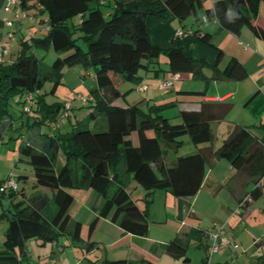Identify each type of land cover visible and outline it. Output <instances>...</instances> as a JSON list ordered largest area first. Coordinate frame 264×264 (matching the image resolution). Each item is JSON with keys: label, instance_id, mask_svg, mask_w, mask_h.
Masks as SVG:
<instances>
[{"label": "trees", "instance_id": "trees-1", "mask_svg": "<svg viewBox=\"0 0 264 264\" xmlns=\"http://www.w3.org/2000/svg\"><path fill=\"white\" fill-rule=\"evenodd\" d=\"M103 1L17 0L16 6L20 9L38 7L37 18L38 14L46 15L38 21L46 24L47 33L32 38V44L44 50L51 48L56 57L49 71L42 74L35 48L24 39L20 41L21 49L16 59L9 61L3 57L0 62V146L5 133L17 130L9 110L11 101L16 98L21 105L18 128L27 133L19 143V154L27 158L34 183L50 189L51 194L22 197L7 210L2 209L0 201V222H7L0 244V264H29L26 241L31 238L44 245L65 235L70 244L90 252L96 246L92 235L102 218H109L127 233L145 236L155 191H170L179 200L181 217V209L191 206L183 199L194 196L200 189L209 158L226 159L249 178L264 175L262 141L242 126L235 127L216 149H200L177 156L170 163L165 161L163 146L166 150H176L181 144L178 137L183 134H187L194 145L212 140L210 123L221 115L217 110L210 111L209 103H202L198 111H180L181 122L177 124L170 123L162 115L165 104H151L146 110L137 104L125 107L113 104L118 98L124 99L127 93L118 89V82L138 83L139 69L152 71L154 75L159 72L152 65L161 53L167 57L168 72L193 70L192 47L162 48L153 43L146 18L160 19L168 11L184 26L183 21L188 16L197 14L202 0H115L107 16L103 13ZM261 1L264 0H213L204 14L216 19L231 33L237 34L246 27L264 40V27L257 22ZM229 10L237 14L231 21L227 16ZM75 16L80 20L72 21ZM193 34L198 40L212 44L209 33L195 30ZM221 56L222 51H219L217 61ZM74 65L90 69L95 86L78 107L85 108L86 113L81 118L70 119V128L63 131L57 124L64 117V103H48L41 91L45 81H52L56 87L63 67ZM222 74L231 79H243L247 70L239 60L231 57ZM27 97L30 98L28 104ZM26 104L28 110L24 109ZM71 106L67 119L73 109ZM22 177L21 174L12 177L16 189L0 193L8 197L22 195L17 183ZM139 187L143 190L142 207L131 195ZM79 188H89L95 194L92 203L95 215L88 223L85 240L80 236L81 223L73 221L69 213L74 199L69 189ZM260 194L261 189L256 185L247 195L251 200ZM242 200L238 203V213L246 207L247 201ZM195 233L196 230L189 231L190 235ZM202 233L208 237L205 230ZM166 251L177 256L182 248L170 241ZM263 261L264 256L258 263ZM104 263L134 264L127 260H106ZM144 264L153 262L146 260Z\"/></svg>", "mask_w": 264, "mask_h": 264}, {"label": "crops", "instance_id": "crops-1", "mask_svg": "<svg viewBox=\"0 0 264 264\" xmlns=\"http://www.w3.org/2000/svg\"><path fill=\"white\" fill-rule=\"evenodd\" d=\"M114 1L112 0L111 3L108 0L103 1L104 6H109L108 13L111 11ZM212 2L213 0L208 4L202 3L197 14H192L193 18H190L191 15L186 18L189 27L181 26L168 11L160 19L152 16L146 18L147 31L153 43L162 48L176 45L192 47V56L195 59L193 70L174 74L165 70L162 74L158 72L154 75L153 73L154 79L151 80L148 75L142 76L138 73L141 78L137 85L141 83L146 86V90L143 91L146 95L143 97L144 103L142 102L140 105L129 103L130 93H126L124 99L118 98L113 104L121 107L137 104L143 110H146L151 104H165V107L174 106L180 112L182 110L198 111L202 103H209L211 104L208 107L211 109L210 111L217 110L221 118L211 121L212 140L198 144L196 151L218 148L237 126L246 127L253 137L261 140L264 150V40L256 37L248 28L243 27L237 34H234L222 28L214 18L206 17V20L203 21L204 10L210 7ZM4 4L5 0H0V7ZM18 8L16 6L15 11ZM37 8L35 9L37 10ZM13 17L15 18V14ZM75 17L76 21L80 20L79 16ZM4 18L9 20L8 17ZM2 21L3 19L0 20V29L4 25ZM257 22L264 27L262 2L259 5ZM177 29L183 31L182 36L174 35V31ZM195 30L209 33L212 44L198 40L197 35L193 34ZM219 51H222V56L217 61ZM231 57H235L246 68L247 76L243 79H231L222 74ZM4 59L8 60L6 54ZM83 74L93 79V85L90 88L92 89L95 86L93 72L89 69L85 70ZM163 76L173 78V86L166 90L165 93L168 94L160 95L157 83ZM82 105L72 103L73 109L69 111L70 118L67 119L69 124L70 119L81 118L86 113L85 108L78 109ZM57 127L60 128V123L57 124ZM62 130H66L65 126ZM19 161L29 164L27 158L20 154ZM172 161L170 160L168 163ZM256 185L261 189L259 197L247 201L246 207L233 216L232 212L237 209L239 201ZM73 190L71 192L74 199L69 213L73 221L81 223L80 236L85 240L87 236L84 239L82 232L95 215L92 207L95 194L93 191L88 192L87 188ZM133 193L136 195H132ZM131 195L137 205L142 207L143 190L137 188ZM218 195L223 197V201L216 203ZM263 196L264 175L249 178L240 170L232 167L226 159L209 158L205 165V175L200 189L194 196L183 199L194 209V213L185 219V224H181V217L178 213L179 200L168 190H157L153 194V200L149 206V226L145 236L127 233L109 218H102L92 235V240L96 243L92 251L85 252L78 245L70 244L69 239L65 236V238H58L57 241L51 242L50 247L45 248L42 253L39 252L34 264H105L106 260H127L134 264H144L146 260L152 261L153 264H186L189 258L184 255L189 246L199 248L204 241H207L205 254L208 251L209 237L205 238L202 233L207 229L204 224L206 217H209L211 221H220L221 224H225L224 230L227 226L231 228L232 234L228 229L225 233L223 230V235L229 242L221 254L230 251L232 253L231 249L237 248L239 245L234 235L237 228L233 230L231 227L233 220L237 221L236 225L240 223L241 226V221L247 223L252 216L256 218L257 210L264 211V204H257V200ZM191 229L196 230V233L190 235ZM170 241L182 248L177 256L166 251V245ZM259 242L260 240L256 241V243ZM201 260L203 261V259ZM30 261L31 259H29V263Z\"/></svg>", "mask_w": 264, "mask_h": 264}, {"label": "rangeland", "instance_id": "rangeland-1", "mask_svg": "<svg viewBox=\"0 0 264 264\" xmlns=\"http://www.w3.org/2000/svg\"><path fill=\"white\" fill-rule=\"evenodd\" d=\"M108 2L111 3L112 0H108ZM210 2L211 0L202 1L203 4H208ZM261 2L264 8V1ZM5 5L6 2L2 7H0V20L4 19V17H8L11 22L9 25L5 24L1 26L0 48L6 49V58L9 61L16 59L21 49L20 41L24 39L32 45L33 49L35 48V54L41 60L42 74L49 71V67L56 57V53L51 48L44 50L39 47H35L32 44V38L42 37L47 33L46 24L43 21H38L39 18L45 19L46 15L44 13L40 15L38 14L37 18L35 14L38 13V10H36L34 7L25 10L18 8L17 11H15V5H10V11H5ZM108 7V5L102 6L103 13L105 16L108 15ZM14 14L15 18L13 17ZM190 18H193L192 15L190 16ZM72 21L75 22L76 17L72 18ZM187 21L188 19H185L183 21V25L185 27H189ZM79 41L80 44L85 47L83 39H80ZM157 62L154 64V66L157 70H159L161 74L163 73V71L168 70L167 57L164 53L160 54ZM84 71L85 70L81 67V65H74L70 67L66 66L63 67V69L61 70V78L59 80V83H57L56 87H54V83L52 81H45L41 92L44 93L46 101L48 103L55 101L63 103H65L66 101H72L73 104H82V99H78L76 98V96L80 95L81 97H86V95L89 93V89L93 85V79L83 74ZM138 73L142 76L148 75V77L150 78L149 80L154 79L152 71H145L143 69H139ZM140 84L137 85V83L135 82L120 81L117 86L121 92L127 91V94L130 93L129 103H138L140 105L142 102L144 103L145 99L143 97L146 96L143 91L138 90ZM165 92L167 91H158L160 95L168 94ZM9 110L12 113L11 118H13L12 121L14 124V128L16 127L17 130L12 133H5L3 137V145L0 146V183H2L3 180L7 179L8 177H17L19 174H21L23 175V177L20 178L17 183L18 190H22L23 194H17L12 197H8L6 194L0 193L1 207L4 210H7L9 207H12V203H16L17 201L21 200L22 197L28 198L31 195L37 193L47 195L51 194L50 189L36 185L34 183L33 171L31 166L27 163L19 161L18 146L27 133L24 131V129L18 128L20 125L19 116L21 115V105L16 102V98L11 101ZM161 111L162 115L168 117L170 123L177 124L181 122L178 114L179 111L176 107H165ZM59 123L61 129H63L64 126L66 130L70 128V124L67 121V118L65 117H62ZM9 135H13L11 136L12 138H10ZM178 140L181 141V144H179L176 150L168 148V150H166L163 146L164 151H166L164 156L165 161L167 163L170 160H174L177 156L187 155L196 152L197 145H194L190 141L189 136L187 134L179 136ZM138 189L141 190L140 187ZM69 190L72 192L74 191L73 189ZM87 190L88 192H92V190L89 188H87ZM132 195L136 194L133 193ZM222 199L223 197L221 195H218L216 197V203L220 201L222 202ZM257 204H264V196L257 200ZM213 221L214 220H209V217H206L204 219V224L206 225L205 228H207L205 229L206 231H209L211 228H213L214 224L220 225L222 223L220 221ZM236 222L237 221L233 220L231 227L233 230L237 228L235 230L234 235L236 236V240L239 245L237 248L231 249L232 253H230V251L222 255L221 250L219 253H213L209 255V248H207L208 251L205 254V248L208 242L204 241L202 246L199 248L195 246H189L184 255L189 258V261L186 262V264H260L258 263V261L262 256H264V211L257 210L256 218H253L252 216L250 219H248L247 223L241 221V226L239 225L240 223L236 225ZM6 225V221L0 222V243L4 239ZM84 228L86 229H83L82 235L84 234L85 239L87 236L88 229L87 227ZM227 229L229 232L232 231L231 228L227 226L224 230V233ZM60 238H65V235L59 236V239ZM258 240H260V242L256 243V241ZM51 244V242H47L44 245H40L35 239H28L26 241V248L29 252V256L31 259L29 264H34V261H37L38 253H42L45 248L50 247ZM201 259H203V261ZM261 264H264V261Z\"/></svg>", "mask_w": 264, "mask_h": 264}, {"label": "built area", "instance_id": "built-area-1", "mask_svg": "<svg viewBox=\"0 0 264 264\" xmlns=\"http://www.w3.org/2000/svg\"><path fill=\"white\" fill-rule=\"evenodd\" d=\"M6 5H5V11H10L11 6L10 5H17V0H5ZM206 20V16H203V21ZM10 20L7 18H4L2 23L5 25L10 24ZM174 35L177 37H180L183 35V31L181 29H177L174 31ZM6 54V49L0 48V62L3 61V57ZM173 86V78H169L166 76H163L162 78L159 79L158 81V90L159 91H166L170 89ZM139 91H145L146 86L144 84H140L138 87ZM76 98L82 99L83 102L86 101V97H81L80 95H77ZM30 98L27 97V104L29 102ZM24 106L25 110H28V105ZM72 101H66L64 103V117L67 116V111L69 107L71 106ZM17 184L14 181L12 177H8L7 179L3 180L0 186V191H6L8 189H16ZM250 200V195H246L242 202H246ZM194 213V209L192 206L188 207H183L181 209V224H185V219L190 215ZM238 213V210L236 209L234 212H232V215L235 216ZM224 225L225 224H220V225H213V228H211L209 231H206L207 236L209 237V254L213 253H219L221 250L226 248L228 246V239L223 235V230H224ZM46 264V263H45Z\"/></svg>", "mask_w": 264, "mask_h": 264}, {"label": "clouds", "instance_id": "clouds-1", "mask_svg": "<svg viewBox=\"0 0 264 264\" xmlns=\"http://www.w3.org/2000/svg\"><path fill=\"white\" fill-rule=\"evenodd\" d=\"M236 15L237 14L233 10H229V12L227 13L229 21L233 20Z\"/></svg>", "mask_w": 264, "mask_h": 264}]
</instances>
